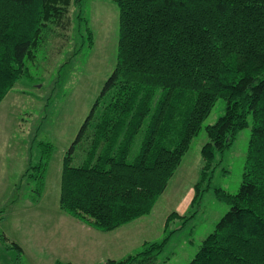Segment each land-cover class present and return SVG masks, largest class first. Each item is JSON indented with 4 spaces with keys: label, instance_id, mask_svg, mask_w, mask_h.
I'll use <instances>...</instances> for the list:
<instances>
[{
    "label": "trees",
    "instance_id": "trees-1",
    "mask_svg": "<svg viewBox=\"0 0 264 264\" xmlns=\"http://www.w3.org/2000/svg\"><path fill=\"white\" fill-rule=\"evenodd\" d=\"M114 1L116 61L62 158L61 209L102 230L148 213L223 98L224 112L204 127L193 202L209 186L202 184L216 154L250 119L241 181L234 193L213 187L229 207L186 264H264V0ZM81 2L0 0V101L35 58L42 31L62 25ZM37 144L39 158L24 173L34 181V200L53 150ZM166 240L103 264H150ZM0 242L18 262L21 247L3 234Z\"/></svg>",
    "mask_w": 264,
    "mask_h": 264
},
{
    "label": "rangeland",
    "instance_id": "rangeland-1",
    "mask_svg": "<svg viewBox=\"0 0 264 264\" xmlns=\"http://www.w3.org/2000/svg\"><path fill=\"white\" fill-rule=\"evenodd\" d=\"M86 28L92 33L90 45ZM117 39L114 0H82L80 9L71 5L62 25L42 31L35 58L26 61L27 71L0 101V234L22 249L17 262L16 250L0 242V264H103L165 237L150 264H186L227 211L229 205L212 189L237 191L250 119L231 146L216 154L211 176L202 184L209 186L193 202L207 140L204 127L224 112L223 98L216 100L148 213L102 230L61 209L62 158L114 67ZM39 141L52 143L53 150L44 188L34 200V181L24 173L39 158Z\"/></svg>",
    "mask_w": 264,
    "mask_h": 264
}]
</instances>
